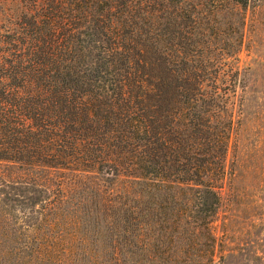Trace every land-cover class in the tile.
<instances>
[{
    "label": "trees",
    "instance_id": "16d2710c",
    "mask_svg": "<svg viewBox=\"0 0 264 264\" xmlns=\"http://www.w3.org/2000/svg\"><path fill=\"white\" fill-rule=\"evenodd\" d=\"M215 2V13L249 4ZM201 8L38 0L28 28L6 31L0 163L127 177L137 189L102 213L72 208L62 190L27 208L0 196V264H216L239 70L207 55L216 32ZM94 236L116 252H91Z\"/></svg>",
    "mask_w": 264,
    "mask_h": 264
},
{
    "label": "rangeland",
    "instance_id": "374dc122",
    "mask_svg": "<svg viewBox=\"0 0 264 264\" xmlns=\"http://www.w3.org/2000/svg\"><path fill=\"white\" fill-rule=\"evenodd\" d=\"M35 1L0 0V41L5 40L6 31L14 34L30 26ZM193 1L201 3L202 15L209 17L210 27L216 32L207 55L239 70L232 98L235 123L213 224L216 264H264V0H249L243 10L221 13H215V0ZM81 33L82 29L77 33L78 45L85 46L87 40ZM0 49L8 57L11 47L0 43ZM0 174V196L18 208L53 200L54 193L62 190L72 208L102 213L108 203L131 201L132 190L137 189L127 177L97 172L72 173L0 163ZM95 237L89 243L91 252H116L112 237Z\"/></svg>",
    "mask_w": 264,
    "mask_h": 264
}]
</instances>
